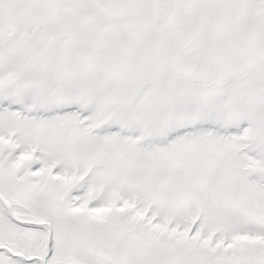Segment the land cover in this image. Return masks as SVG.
Segmentation results:
<instances>
[{
	"label": "snow or ice",
	"instance_id": "snow-or-ice-1",
	"mask_svg": "<svg viewBox=\"0 0 264 264\" xmlns=\"http://www.w3.org/2000/svg\"><path fill=\"white\" fill-rule=\"evenodd\" d=\"M0 264H264V0H0Z\"/></svg>",
	"mask_w": 264,
	"mask_h": 264
}]
</instances>
